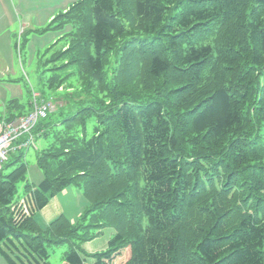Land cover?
Here are the masks:
<instances>
[{
    "label": "trees",
    "instance_id": "1",
    "mask_svg": "<svg viewBox=\"0 0 264 264\" xmlns=\"http://www.w3.org/2000/svg\"><path fill=\"white\" fill-rule=\"evenodd\" d=\"M56 21L70 31L42 100L66 104L33 130L53 141L23 201L26 163L4 173L23 150L0 170V256L50 264L68 243L64 264H85L112 228L95 264H264V0H78ZM72 186L83 222L41 226Z\"/></svg>",
    "mask_w": 264,
    "mask_h": 264
},
{
    "label": "rangeland",
    "instance_id": "2",
    "mask_svg": "<svg viewBox=\"0 0 264 264\" xmlns=\"http://www.w3.org/2000/svg\"><path fill=\"white\" fill-rule=\"evenodd\" d=\"M78 0H0V122L8 114L7 107L12 100H18L29 110L34 94L51 98L49 79L61 61L54 57L65 47L64 36L69 25H61L56 19ZM61 72V71H58ZM78 98L74 95L71 99ZM58 103V104H57ZM66 103L52 102V108ZM16 113V112H15ZM53 139L36 138L23 150L20 162L4 170L6 175L17 169L21 163L28 168L27 181L18 184L17 200L25 198L28 183L39 185L44 172L38 165V155L51 144ZM21 155V150L16 152ZM88 206L83 188L72 186L59 193L50 204L35 214L38 223L46 227L61 214H65L75 225L83 222L82 216ZM96 230V229H94ZM114 229L105 228L94 240L83 244L88 254L107 250ZM71 245L48 246L50 264H64ZM85 256V264H95L94 257ZM0 264H8L0 256Z\"/></svg>",
    "mask_w": 264,
    "mask_h": 264
},
{
    "label": "built area",
    "instance_id": "3",
    "mask_svg": "<svg viewBox=\"0 0 264 264\" xmlns=\"http://www.w3.org/2000/svg\"><path fill=\"white\" fill-rule=\"evenodd\" d=\"M34 110L26 116L12 122H0V170L8 161L12 153L29 147L34 142L33 130L40 119L47 117L52 111V102L42 100L39 94L34 95ZM24 140L18 144L20 140Z\"/></svg>",
    "mask_w": 264,
    "mask_h": 264
},
{
    "label": "crops",
    "instance_id": "4",
    "mask_svg": "<svg viewBox=\"0 0 264 264\" xmlns=\"http://www.w3.org/2000/svg\"><path fill=\"white\" fill-rule=\"evenodd\" d=\"M44 210V209H43Z\"/></svg>",
    "mask_w": 264,
    "mask_h": 264
}]
</instances>
